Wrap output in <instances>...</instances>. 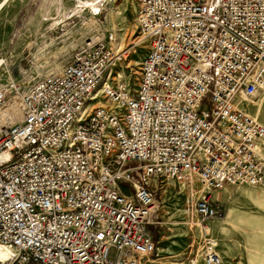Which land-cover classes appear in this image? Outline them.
Segmentation results:
<instances>
[{"label":"built area","instance_id":"1","mask_svg":"<svg viewBox=\"0 0 264 264\" xmlns=\"http://www.w3.org/2000/svg\"><path fill=\"white\" fill-rule=\"evenodd\" d=\"M135 20L136 82L114 78V31L56 73L0 79V264H154L157 180L206 186L184 264L223 263L208 194L264 183V124L241 100L264 93V0H136Z\"/></svg>","mask_w":264,"mask_h":264},{"label":"rangeland","instance_id":"2","mask_svg":"<svg viewBox=\"0 0 264 264\" xmlns=\"http://www.w3.org/2000/svg\"><path fill=\"white\" fill-rule=\"evenodd\" d=\"M1 1V0H0ZM136 0H3L0 5V79L30 81L58 72L88 37L114 31L124 58L113 69L115 79L136 82L140 61L148 49L135 20ZM242 107L264 124V93L242 99ZM132 163L131 166H134ZM134 181L155 189L139 170ZM154 222L149 228L157 241L154 264H184L200 248L203 233L195 202L207 190L156 181ZM219 213L208 231L218 240L222 264H264V183L224 185L209 194ZM259 222V226L257 227Z\"/></svg>","mask_w":264,"mask_h":264},{"label":"bare ground","instance_id":"3","mask_svg":"<svg viewBox=\"0 0 264 264\" xmlns=\"http://www.w3.org/2000/svg\"><path fill=\"white\" fill-rule=\"evenodd\" d=\"M7 251L0 245V261L6 259Z\"/></svg>","mask_w":264,"mask_h":264},{"label":"crops","instance_id":"4","mask_svg":"<svg viewBox=\"0 0 264 264\" xmlns=\"http://www.w3.org/2000/svg\"><path fill=\"white\" fill-rule=\"evenodd\" d=\"M259 226V222H258V225H257V227Z\"/></svg>","mask_w":264,"mask_h":264}]
</instances>
